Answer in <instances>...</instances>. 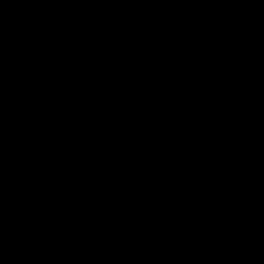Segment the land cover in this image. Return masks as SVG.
Segmentation results:
<instances>
[{
  "label": "water",
  "instance_id": "water-1",
  "mask_svg": "<svg viewBox=\"0 0 264 264\" xmlns=\"http://www.w3.org/2000/svg\"><path fill=\"white\" fill-rule=\"evenodd\" d=\"M28 0H0V123L18 54Z\"/></svg>",
  "mask_w": 264,
  "mask_h": 264
}]
</instances>
